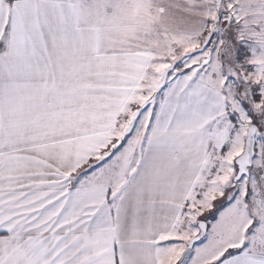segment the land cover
Segmentation results:
<instances>
[{
	"label": "crops",
	"instance_id": "obj_1",
	"mask_svg": "<svg viewBox=\"0 0 264 264\" xmlns=\"http://www.w3.org/2000/svg\"><path fill=\"white\" fill-rule=\"evenodd\" d=\"M98 24L79 22L75 0H0V264H161L190 238L181 223L221 89L196 68L170 74L133 164L119 180L92 174L132 136L153 59L99 45ZM234 242L196 264H264Z\"/></svg>",
	"mask_w": 264,
	"mask_h": 264
},
{
	"label": "rangeland",
	"instance_id": "obj_2",
	"mask_svg": "<svg viewBox=\"0 0 264 264\" xmlns=\"http://www.w3.org/2000/svg\"><path fill=\"white\" fill-rule=\"evenodd\" d=\"M75 1L79 22L103 25L98 26L100 35L116 41L106 43L100 37L99 45L146 51L153 57L147 98L135 108L131 105L132 115L123 125L132 136L115 148L116 157L94 165L92 174L121 178L140 152L135 137L149 116L146 102L156 105L170 74L196 68L197 75L219 86L223 103L186 204L181 233L191 238L198 232V221L213 222L183 257L190 238L166 247L160 263L196 264L202 258L217 257L226 245L234 247V241H239L241 250L264 252V0L253 4L245 0ZM221 4L224 11L220 12ZM137 110L141 117L133 119ZM252 123L257 125L252 164L249 173L233 183L234 160L243 151Z\"/></svg>",
	"mask_w": 264,
	"mask_h": 264
},
{
	"label": "water",
	"instance_id": "obj_3",
	"mask_svg": "<svg viewBox=\"0 0 264 264\" xmlns=\"http://www.w3.org/2000/svg\"><path fill=\"white\" fill-rule=\"evenodd\" d=\"M257 133V125L255 123L250 124L247 127V131L244 136V148L242 153H240L234 160L235 165L237 167V171L235 176L233 177V183H235L238 179L241 178L242 175H247L249 173V167L252 164V158L254 156V145H255V136ZM198 233L193 236L188 245L183 252V256L190 251L193 244L200 240L206 233L207 230V222L206 221H198Z\"/></svg>",
	"mask_w": 264,
	"mask_h": 264
},
{
	"label": "trees",
	"instance_id": "obj_4",
	"mask_svg": "<svg viewBox=\"0 0 264 264\" xmlns=\"http://www.w3.org/2000/svg\"><path fill=\"white\" fill-rule=\"evenodd\" d=\"M218 1H221V0H218ZM218 8H220V12L221 11H224V6H223V4H221ZM232 40L234 41V39L232 38ZM236 49V48H235ZM235 49H234V51H235Z\"/></svg>",
	"mask_w": 264,
	"mask_h": 264
}]
</instances>
